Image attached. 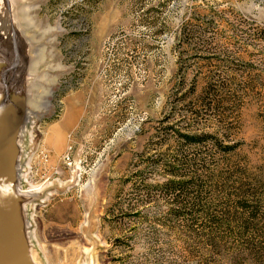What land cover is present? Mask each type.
I'll return each instance as SVG.
<instances>
[{
  "label": "rangeland",
  "instance_id": "obj_1",
  "mask_svg": "<svg viewBox=\"0 0 264 264\" xmlns=\"http://www.w3.org/2000/svg\"><path fill=\"white\" fill-rule=\"evenodd\" d=\"M9 5L0 59L5 19L30 58L22 184L46 183L23 205L35 260L264 264V0Z\"/></svg>",
  "mask_w": 264,
  "mask_h": 264
},
{
  "label": "water",
  "instance_id": "obj_2",
  "mask_svg": "<svg viewBox=\"0 0 264 264\" xmlns=\"http://www.w3.org/2000/svg\"><path fill=\"white\" fill-rule=\"evenodd\" d=\"M7 4L11 18L9 0ZM9 23L10 39L4 50L11 62L12 75L3 82L0 80V264H40L32 254L23 213L25 195L18 187L20 133L28 105L26 76L30 58L11 19Z\"/></svg>",
  "mask_w": 264,
  "mask_h": 264
},
{
  "label": "bare ground",
  "instance_id": "obj_3",
  "mask_svg": "<svg viewBox=\"0 0 264 264\" xmlns=\"http://www.w3.org/2000/svg\"><path fill=\"white\" fill-rule=\"evenodd\" d=\"M2 23H3V27H2L3 32L4 33H8L9 30H10V23L8 22L7 19H5L4 21H2ZM10 43L12 44V42H10ZM11 44H10V46H11ZM28 103H29L30 106H32V104H31L32 103V99H29ZM29 116H30V112L28 113L27 118L24 120V124H23V127H21V131H26V129H27L26 127L27 126L25 127V129H24V126H25V123H26L27 119H29ZM27 123H28V121H27ZM19 172H20V176L26 179V177H24L25 167L22 166V164H21V168H20ZM45 186H46V183L40 184V185H38V184L37 185H34V184H31L30 183L29 188L26 189L23 186H19L18 185L19 191L21 192V194H24V195L40 193ZM27 224L29 226L30 225V221H27Z\"/></svg>",
  "mask_w": 264,
  "mask_h": 264
},
{
  "label": "trees",
  "instance_id": "obj_4",
  "mask_svg": "<svg viewBox=\"0 0 264 264\" xmlns=\"http://www.w3.org/2000/svg\"><path fill=\"white\" fill-rule=\"evenodd\" d=\"M188 138H193L194 136H190V135H188L187 136ZM170 174H173L174 176H180L178 173H176V172H174V171H171V173ZM192 180V179H191ZM196 181H191V182H189L188 180H183V179H176L175 177L174 178H170V179H168L166 182H165V187H170L171 189H173V190H175V191H177V189H182V187H184V185L185 184H188V183H192V184H194ZM181 192H180V195L181 196H183V193H185V194H187V195H189V193H187V192H185V190H180Z\"/></svg>",
  "mask_w": 264,
  "mask_h": 264
},
{
  "label": "flooded vegetation",
  "instance_id": "obj_5",
  "mask_svg": "<svg viewBox=\"0 0 264 264\" xmlns=\"http://www.w3.org/2000/svg\"><path fill=\"white\" fill-rule=\"evenodd\" d=\"M6 55H7V53H6ZM11 66V62H10V60H9V56L7 55V58L6 59H2V57H1V59H0V80H1V82H3V80H4V78L7 80V77L11 74L12 75V71H10V69H9V67ZM27 86V85H26ZM29 90H30V88L28 87V89H27V96H28V101H29V96H30V92H29ZM27 101V102H28ZM29 103H28V105H27V111H26V116H25V119L27 118V116H28V113H29V110H28V108H29ZM24 119V120H25Z\"/></svg>",
  "mask_w": 264,
  "mask_h": 264
},
{
  "label": "built area",
  "instance_id": "obj_6",
  "mask_svg": "<svg viewBox=\"0 0 264 264\" xmlns=\"http://www.w3.org/2000/svg\"><path fill=\"white\" fill-rule=\"evenodd\" d=\"M25 127V126H24ZM24 131H21L20 136H22ZM20 147H21V153H20V158H19V164H18V176H19V186H23V181L24 178L20 176V168H21V159H22V153H23V144H22V139L20 138ZM24 187V186H23Z\"/></svg>",
  "mask_w": 264,
  "mask_h": 264
}]
</instances>
